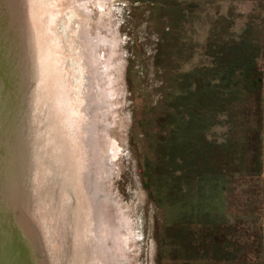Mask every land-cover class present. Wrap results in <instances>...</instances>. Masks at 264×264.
I'll return each mask as SVG.
<instances>
[{
  "label": "rangeland",
  "instance_id": "rangeland-1",
  "mask_svg": "<svg viewBox=\"0 0 264 264\" xmlns=\"http://www.w3.org/2000/svg\"><path fill=\"white\" fill-rule=\"evenodd\" d=\"M39 13L44 21L38 26L32 22L28 29L36 38L32 45L45 74L40 84L28 70L34 81L29 79L28 85L42 87L27 88L34 96L28 97L25 106L20 100L15 108L18 114L9 117L13 125L25 127L24 133L28 130V138L26 134L20 138L24 137L22 147L28 145L30 150H22V155L32 164L19 182V195L33 225L38 263L178 264L159 243V236H165L161 227L165 216L149 201L140 181V166L154 159V142L163 129L154 116L166 110L168 98L164 96L175 74L199 61L198 45L212 29L237 37L250 26L252 39L264 43V0H44ZM196 14L198 22L192 19ZM185 39L192 45L183 51L187 63L180 68L179 44ZM24 49L32 62L28 46ZM40 90L41 103L36 104ZM14 97L17 102L18 94ZM58 106L67 109L71 122L66 124L67 138V130L62 136L60 131L54 133L55 137L49 131ZM31 111L39 117L31 119ZM7 121L8 116H0V136L12 129L10 123L1 125ZM262 128L264 162V76ZM75 134L78 140L93 136L102 148L106 145L94 181L103 200L98 206L104 202L110 214L118 210L114 221L122 222L120 233L114 230V222L110 226L97 223L78 192L69 144V135L74 138ZM85 147L89 150L87 143ZM242 184L246 192L237 187L228 212L238 218L243 249L235 261L224 264H262L263 254L249 244L255 212L261 204L264 210V175L239 178L237 186ZM215 197L209 195L205 206L222 213L225 200ZM161 247L163 259L159 260Z\"/></svg>",
  "mask_w": 264,
  "mask_h": 264
},
{
  "label": "trees",
  "instance_id": "trees-1",
  "mask_svg": "<svg viewBox=\"0 0 264 264\" xmlns=\"http://www.w3.org/2000/svg\"><path fill=\"white\" fill-rule=\"evenodd\" d=\"M249 31L250 26L233 37L212 29L198 45L199 61L175 74L164 96L166 110L154 116L163 129L154 142V159L140 166V181L165 216L159 243L178 264L231 263L243 249L238 218L228 211L237 187L246 192L245 184L237 186L239 178L264 175V43L255 42ZM179 45L181 68L192 42ZM209 195L224 198L222 213L206 208ZM255 215L249 245L263 254L264 264L262 204Z\"/></svg>",
  "mask_w": 264,
  "mask_h": 264
},
{
  "label": "water",
  "instance_id": "water-1",
  "mask_svg": "<svg viewBox=\"0 0 264 264\" xmlns=\"http://www.w3.org/2000/svg\"><path fill=\"white\" fill-rule=\"evenodd\" d=\"M43 2L44 0H26L25 2L23 0H0V116H8L7 123H1V125L5 124L7 126L8 123H10V126L12 125V129L8 131L7 135L3 134L0 136V264H4V262L8 264H39L35 257L37 250L35 243L37 242L33 238V225L28 220L23 198L19 195V182H21L22 176L28 174L32 164V161H27L22 155V150L30 152L28 145L23 147L21 145L24 137L20 138V136H25V134L27 135L25 137L28 138V130L25 129L24 133L25 127L22 128L20 123L13 125L14 122L10 121L9 117L12 114H18L15 108L17 103L19 105L20 100L24 101L25 106L28 97L34 96L32 93H28L27 88L35 87V90H39L42 87L39 85H28L29 79L30 82L34 83L28 74V70L31 71V77L40 82V84L45 74L42 73V66L37 64V51L32 45L36 44L34 42L36 38L31 36L28 26L31 27L30 23L32 22L38 26L37 24H41L44 21V16L39 13ZM25 45L28 46L31 52L32 62H29L30 59L24 49ZM29 63H31V67ZM53 76H56V74H53ZM38 92L36 104H40L41 101L38 100L42 98L41 90ZM17 94L19 99L16 102L14 96ZM33 101L35 103V100ZM59 106V112L54 115L53 125L49 128L50 134L53 135L52 137H55L59 131L60 136H62L63 130L64 133L65 130H69L66 124L68 122L71 124L66 117L67 109L63 111ZM29 114H31V119L32 116L39 117V114H35L34 111ZM79 128L82 130L81 125ZM0 129L3 130L2 127ZM77 131L78 129H76ZM69 138V144L72 146L71 149L74 155L73 168L75 167L74 169L76 170L74 175L77 183L80 184L78 192L81 195L83 194V201L92 206L95 221L101 223L102 216L100 217L97 211L101 209V206H98L95 201H97V198L102 200V196L96 189L94 178H96L99 168H101L99 158L103 155V151L106 150V145L102 148V143L93 142L94 147L89 151L85 147L88 139L78 140L76 134L74 138L69 135ZM24 144L26 145L27 143L25 142ZM47 147L48 151L50 145ZM47 153L44 152V154ZM83 162H85V169L82 171ZM104 178L106 180V177ZM109 207L114 209L113 204H110ZM8 229L12 230V232Z\"/></svg>",
  "mask_w": 264,
  "mask_h": 264
},
{
  "label": "bare ground",
  "instance_id": "bare-ground-1",
  "mask_svg": "<svg viewBox=\"0 0 264 264\" xmlns=\"http://www.w3.org/2000/svg\"><path fill=\"white\" fill-rule=\"evenodd\" d=\"M89 85V84H88ZM91 85V84H90ZM89 85V86H90ZM82 91H83V89H82ZM88 109V108H87ZM89 110V109H88ZM79 130H81L80 128H79ZM93 130H91V134L93 133L92 132ZM65 136H66V138L68 137V130L66 131V133H65ZM87 138H88V136H87ZM95 141H96V138H93V136H90L89 138H88V143H87V145H88V149H89V151L91 150V148H92V144H93V142L95 143ZM74 149H75V147H74ZM77 153H79V152H77ZM29 195V194H28ZM31 195V194H30ZM33 197V196H32ZM97 201H95V203H99L100 201L102 202L103 200H101L100 198H97L96 199ZM91 201V200H90ZM31 202H32V200H31ZM34 202H32V204H33ZM90 208H91V210H92V206H90ZM98 211V214L100 213V212H102L103 211V213H105L106 215L105 216H102V222H101V224L102 223H104V224H106V222H108L109 224H113V222H114V226L116 227H114L113 226V228H114V230H117L118 231V233H120V230H119V228H121V227H123L122 226V222H118V223H116L114 220H115V216L116 217H118V210H115V212H112V214H110V210H107V208L105 207L104 208V202L101 204V209H99V210H97ZM32 212V211H31ZM108 213V214H107ZM97 214V215H98ZM115 215V216H114ZM100 216V215H99ZM35 218V217H34ZM105 218H106V220L107 221H105ZM124 224V223H123ZM126 228V227H125ZM124 228V229H125ZM119 246H117V248H118Z\"/></svg>",
  "mask_w": 264,
  "mask_h": 264
},
{
  "label": "crops",
  "instance_id": "crops-1",
  "mask_svg": "<svg viewBox=\"0 0 264 264\" xmlns=\"http://www.w3.org/2000/svg\"><path fill=\"white\" fill-rule=\"evenodd\" d=\"M264 164V162H263ZM264 169V167H263ZM263 249H264V211H263Z\"/></svg>",
  "mask_w": 264,
  "mask_h": 264
}]
</instances>
